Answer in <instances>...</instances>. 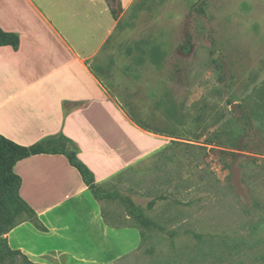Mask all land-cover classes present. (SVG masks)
Listing matches in <instances>:
<instances>
[{
    "label": "crops",
    "instance_id": "crops-1",
    "mask_svg": "<svg viewBox=\"0 0 264 264\" xmlns=\"http://www.w3.org/2000/svg\"><path fill=\"white\" fill-rule=\"evenodd\" d=\"M197 1L0 0V29L13 36L0 46V135L24 147L69 139L96 186L182 137L174 124L186 117L167 74L174 31ZM211 6L215 32L226 26L225 41L258 54L242 74L230 68L226 79L232 109L250 119H230L234 130L224 129L228 144L239 147L249 128L264 139V0H208L205 13ZM222 128L208 142L221 141ZM69 151L34 155L14 167L35 222L7 234L11 248L37 264H102L137 249L139 229L106 224ZM33 223L46 230L34 234Z\"/></svg>",
    "mask_w": 264,
    "mask_h": 264
},
{
    "label": "rangeland",
    "instance_id": "rangeland-1",
    "mask_svg": "<svg viewBox=\"0 0 264 264\" xmlns=\"http://www.w3.org/2000/svg\"><path fill=\"white\" fill-rule=\"evenodd\" d=\"M194 5L174 31L171 77L167 74L186 117L174 131L181 127L184 134L96 189L106 224L135 227L141 234L137 249L119 258L111 255L102 264H264V139L249 128L239 147H233L226 133L234 130L228 121L244 115V109L238 112L230 104V68L242 74L258 54L251 45L225 41L226 26L218 24L215 32V6L199 16L192 12ZM231 47L246 58L236 60L238 51ZM221 127V141L208 142ZM66 148L75 151L70 143ZM18 209L13 226L32 222L30 211ZM33 224L34 234L46 230ZM0 264L37 263L20 251Z\"/></svg>",
    "mask_w": 264,
    "mask_h": 264
},
{
    "label": "trees",
    "instance_id": "trees-1",
    "mask_svg": "<svg viewBox=\"0 0 264 264\" xmlns=\"http://www.w3.org/2000/svg\"><path fill=\"white\" fill-rule=\"evenodd\" d=\"M206 1L208 0H200L196 3L192 7V12L199 16H205L203 6ZM113 13L117 17V12L114 11ZM12 38L13 36L11 34L4 33L0 29V46L9 44ZM220 81H224V75L222 73L220 75ZM243 117L250 121L246 113H244ZM65 142L60 147L50 145V141H44L31 147H24L0 135V262L7 256L20 254V251L11 248L7 239V234L15 227L12 224L14 210H19L18 208L23 207L33 214L32 210L19 196L21 180L15 174L14 167L21 160L43 153H64L67 149L66 144L70 143L75 147V151L71 149L69 152H65L70 163L80 172L85 183L90 186L95 198L101 200V197H99L96 191L99 186L94 185L95 180L92 172L77 158L76 146L69 139H65ZM137 217L145 221L141 215H137ZM32 221L35 222V218Z\"/></svg>",
    "mask_w": 264,
    "mask_h": 264
},
{
    "label": "water",
    "instance_id": "water-1",
    "mask_svg": "<svg viewBox=\"0 0 264 264\" xmlns=\"http://www.w3.org/2000/svg\"><path fill=\"white\" fill-rule=\"evenodd\" d=\"M233 109H237V106H236V105H234V106H233Z\"/></svg>",
    "mask_w": 264,
    "mask_h": 264
}]
</instances>
